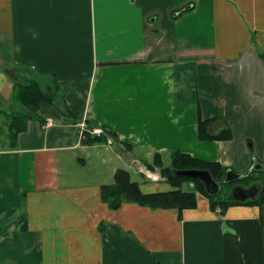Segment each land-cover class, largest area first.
<instances>
[{
	"label": "crops",
	"instance_id": "crops-1",
	"mask_svg": "<svg viewBox=\"0 0 264 264\" xmlns=\"http://www.w3.org/2000/svg\"><path fill=\"white\" fill-rule=\"evenodd\" d=\"M262 56L264 0H0L1 126L15 82L61 111L0 148V264H264V206L218 214L200 195L181 213L112 210L101 194L119 169L145 193L170 190L159 170L145 175L157 153L234 171L264 162ZM211 119L234 139L201 140ZM83 123L113 144H83Z\"/></svg>",
	"mask_w": 264,
	"mask_h": 264
},
{
	"label": "trees",
	"instance_id": "trees-1",
	"mask_svg": "<svg viewBox=\"0 0 264 264\" xmlns=\"http://www.w3.org/2000/svg\"><path fill=\"white\" fill-rule=\"evenodd\" d=\"M264 58V56H262ZM13 99L20 103L27 109V112H13L8 121V137L12 147L17 146L19 135L27 130L28 123L34 118L37 119L41 125L46 123L45 117L42 115L44 109H55L60 112L55 105V98L53 95L47 94L36 82L30 83L15 82L13 87ZM214 119L200 121L199 136L203 141H230L233 140L234 135L230 127H226L219 134L213 135L209 132V125ZM92 130L97 126L87 124ZM105 133L101 136H94L90 132L85 133V139L82 141L85 145H95L108 143V136L114 137L109 129L104 128ZM151 172L160 171L162 178L169 185L168 191L145 193L142 190L139 182L133 181L129 171L119 169L114 177V182L111 185H104L101 188L102 201L106 203L110 209L118 210L124 203H137L139 205L150 207L153 209L176 210L179 213L194 209L198 206V196H204L210 202L212 210L218 208L222 213L232 205L245 204L251 206H264V178L256 175V171L250 174L246 179L247 184L258 183L260 185L259 194L254 199L246 201H236L230 199L229 196L221 197V192L217 195H210L202 182L198 180H191L186 177H176L172 170H207L210 171L213 178L217 182H223L227 171L231 168L222 165L219 162H206L189 154L181 152H173L171 154V163L165 166L163 156L157 153L154 156L153 162L144 163ZM186 183L194 185L193 190L186 189ZM233 183V182H230ZM229 183L225 184L228 185ZM229 197V198H228Z\"/></svg>",
	"mask_w": 264,
	"mask_h": 264
},
{
	"label": "water",
	"instance_id": "water-1",
	"mask_svg": "<svg viewBox=\"0 0 264 264\" xmlns=\"http://www.w3.org/2000/svg\"><path fill=\"white\" fill-rule=\"evenodd\" d=\"M255 165V166H254ZM252 167L253 169L246 174H238L237 172L230 169L226 173L225 180L223 182H217L210 171L207 170H198V169H190V170H177L173 169L172 173L176 177H186L191 180H198L203 183L207 192L210 195H217L221 192L222 186L242 179H246L250 174H252L256 170H264L263 164L255 163ZM260 189L257 187H253L250 189H245L243 187H236L233 192V198L236 201H246L248 199H253L258 196Z\"/></svg>",
	"mask_w": 264,
	"mask_h": 264
},
{
	"label": "rangeland",
	"instance_id": "rangeland-1",
	"mask_svg": "<svg viewBox=\"0 0 264 264\" xmlns=\"http://www.w3.org/2000/svg\"><path fill=\"white\" fill-rule=\"evenodd\" d=\"M15 104V109H14V112H27V109L25 107H23L21 104H19L18 102L14 103ZM0 120H1V115H0ZM8 129L5 127V126H1V123H0V148L3 147L7 142H8ZM108 138H111L110 136H108ZM234 139V138H233ZM106 143V142H105ZM235 155L237 154V151H235L234 153ZM252 156H253V160L257 157V155L255 154V150H252ZM263 160V159H261ZM169 160L167 162H165V166H169ZM261 164H263V167H264V162H259ZM253 166V165H251ZM255 166V165H254ZM253 169V167L251 168H244V169H236V172L238 174H246V173H249L251 170ZM160 172V171H159ZM256 175L259 176V177H262L264 178V170H256ZM136 179H143L142 176H139V177H136ZM163 178L162 176L160 175V177L158 176V180L157 181H161ZM147 182H157V181H154V180H149V179H146ZM138 182H141V181H138ZM239 186H242L243 188H246V185H247V182L246 181H235L233 183H229L228 185H224L222 186V192H221V197H226V196H229L230 199H233V195H231V193L233 192V190ZM194 185H192L191 183H186V189H189V190H193V187ZM228 197V198H229ZM237 205H240V204H237ZM23 205H22V209H23Z\"/></svg>",
	"mask_w": 264,
	"mask_h": 264
},
{
	"label": "built area",
	"instance_id": "built-area-1",
	"mask_svg": "<svg viewBox=\"0 0 264 264\" xmlns=\"http://www.w3.org/2000/svg\"><path fill=\"white\" fill-rule=\"evenodd\" d=\"M55 124H56L55 120L52 119V118H50V119H48V120L46 121V123L44 124V128L47 129V128L53 127ZM81 127H82V129H81V135H80V137H81V142H82V140L85 139V133H86V132H90V133H91L92 135H94V136H101L102 134L105 133L103 127H95L94 129L91 130V129L88 127V125L85 124V123H83V124L81 125ZM113 142H114V141H113L112 138H108V144L112 145ZM145 174H146L148 177H152V174H151L149 171H146ZM216 212H217L218 214H220V213H221V209H218Z\"/></svg>",
	"mask_w": 264,
	"mask_h": 264
},
{
	"label": "flooded vegetation",
	"instance_id": "flooded-vegetation-1",
	"mask_svg": "<svg viewBox=\"0 0 264 264\" xmlns=\"http://www.w3.org/2000/svg\"><path fill=\"white\" fill-rule=\"evenodd\" d=\"M242 181V180H241ZM224 186V185H223ZM238 187H242V186H239L238 185ZM253 187H257L258 189H259V184L258 183H250V184H247L246 185V188L245 189H250V188H253ZM231 195H232V193H231Z\"/></svg>",
	"mask_w": 264,
	"mask_h": 264
}]
</instances>
